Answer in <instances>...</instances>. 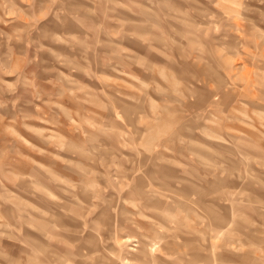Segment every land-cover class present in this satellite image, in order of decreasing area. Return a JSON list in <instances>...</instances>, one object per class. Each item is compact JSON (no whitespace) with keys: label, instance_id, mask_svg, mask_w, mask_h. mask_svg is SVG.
I'll return each instance as SVG.
<instances>
[{"label":"rangeland","instance_id":"rangeland-1","mask_svg":"<svg viewBox=\"0 0 264 264\" xmlns=\"http://www.w3.org/2000/svg\"><path fill=\"white\" fill-rule=\"evenodd\" d=\"M0 264H264V0H0Z\"/></svg>","mask_w":264,"mask_h":264}]
</instances>
